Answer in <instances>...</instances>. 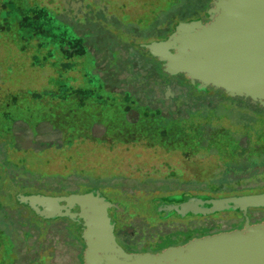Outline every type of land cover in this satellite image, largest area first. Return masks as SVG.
I'll return each instance as SVG.
<instances>
[{
    "label": "rangeland",
    "instance_id": "1",
    "mask_svg": "<svg viewBox=\"0 0 264 264\" xmlns=\"http://www.w3.org/2000/svg\"><path fill=\"white\" fill-rule=\"evenodd\" d=\"M195 1L0 0V147L7 144V156L11 151L14 161L0 160L1 167L7 166L4 176L19 174L28 183L39 180L45 187L59 191L47 195H69L63 194L67 187L79 190L77 194L100 190L113 205L118 204L114 212L121 218L117 236L128 241L125 245L129 247H160L195 232L215 234L243 227V218L235 211L179 215L165 206L168 215L162 217L159 206L224 185L228 189L224 191L264 190V174L238 176L248 162L250 148L213 147L212 134L208 139L177 137L179 130L199 119L189 122L182 117L166 118L159 109L133 106L130 93L121 97L105 95L88 65L82 79L75 77L80 56L71 60L84 44L76 33L91 28L85 17L104 13L139 26L157 18L162 10L168 18L175 15V20L190 15L193 18L197 14L191 12ZM159 24V32L169 25ZM16 31L20 43L12 34ZM31 35L38 40L31 50L32 57L25 55ZM44 48L46 53H41ZM47 58H56L58 64L55 61L53 66L58 77L53 78L45 65ZM63 58L68 63L62 62ZM65 74L70 77L65 78ZM118 99L124 105V122L110 128L106 119V125L94 126L88 104L105 109ZM198 103L201 107L205 101L199 99ZM222 104L221 111L231 107ZM250 111L262 120L257 108ZM144 117L152 119L144 122ZM136 119L146 125L145 130L124 128L122 123L127 125V120ZM96 178L109 185L93 187ZM4 184L0 183V209L4 202L8 210H0V264H80L84 244L78 240L80 225L75 218L41 216L71 207L69 203L50 205L35 200L31 207H25L14 198V192L20 191L12 188V181ZM203 207L198 208L199 213ZM31 209L40 215H30ZM260 215L264 216V211L253 220H259Z\"/></svg>",
    "mask_w": 264,
    "mask_h": 264
},
{
    "label": "water",
    "instance_id": "2",
    "mask_svg": "<svg viewBox=\"0 0 264 264\" xmlns=\"http://www.w3.org/2000/svg\"><path fill=\"white\" fill-rule=\"evenodd\" d=\"M209 17L212 19L207 23H177L166 39L154 42L152 54L165 61L167 73H185L200 82L201 90L212 85L264 107V0H217ZM40 199L46 201L42 204L68 202L71 206L43 213L42 217L80 215L85 226L81 233L86 245L85 264H264V222L252 224L248 215L249 208L264 207V191L226 196L188 194L177 202L160 205L162 217L168 215L165 206L183 215L189 211L198 213L202 206L196 200L205 199L211 206H204L201 213L242 211L246 224L244 228L193 238L157 253L123 249L115 236V223L107 217L106 208L113 204L100 190L41 194ZM90 204L95 208L94 215L89 212ZM76 208L78 212L71 211ZM101 209L106 214L105 224Z\"/></svg>",
    "mask_w": 264,
    "mask_h": 264
},
{
    "label": "trees",
    "instance_id": "3",
    "mask_svg": "<svg viewBox=\"0 0 264 264\" xmlns=\"http://www.w3.org/2000/svg\"><path fill=\"white\" fill-rule=\"evenodd\" d=\"M162 11L157 18L139 26L135 25L134 21L124 23L119 18L108 17L104 13L98 14L95 18L85 17L84 21L89 22L91 28L84 32L81 31V33H76L78 37L83 39L84 44L82 51L74 53L71 58L72 60L76 56H80V58H78V60L80 59L79 63H77L79 70L77 72L75 71V77L82 79V77H84V73H82V71L88 65L90 74L99 79L101 82L102 87L99 90L105 95L111 94L116 97H121L127 92L134 91L139 92L141 96L162 97L165 96L166 93H169V95H171V93H175L176 89L171 83L170 76L164 72L162 63L156 58V55L151 52V49L154 47L153 40L157 38L156 32L158 22H167L168 20H175L176 18L175 15L168 18ZM140 21H143V19ZM117 25H119V27ZM114 28H117V30H114ZM120 31H123V33ZM12 34L15 41L20 43L21 40L18 32L16 31ZM37 44V38L35 35H31L30 41L28 42V46L30 48L25 51V55H30L32 57L33 52L31 50H33ZM16 47L18 48V45H16ZM45 50V48L44 50L42 49L41 53ZM56 53L58 58L60 57L62 51L60 50V52L57 51ZM55 61L56 64H58L56 58H47L45 61V65L49 67L53 78L59 76V72H57L53 66ZM58 62L60 65L61 61L59 60ZM62 62L68 63V60L65 61L63 58ZM69 63H71V61H69ZM64 77H70V74H65ZM132 94L134 95L135 93ZM231 97L235 100V107L226 108L225 111L220 110L217 122L211 121L210 123L204 125L198 122H192L190 126L179 130L176 133V136L184 138L191 136L194 139H208V136L212 134V138L214 139L212 146L217 148L219 147L220 149L222 147L235 148L240 146L244 150L245 148L253 145L259 139H263L264 141V107L258 102L251 101V99L238 98L233 95H231ZM91 104L92 103L88 104L87 111H90L88 116L92 119L94 124H102L104 126L108 123V126L112 128L111 125L117 124L118 122L121 123L122 121L124 122V105L120 99L109 104L105 109ZM16 107H19V105L16 104ZM253 108L258 109L259 112L257 113L263 117L262 120H258L254 115L250 114V110H253ZM19 119L17 117L16 120ZM106 119H108V121H106ZM188 121L190 122L191 120L188 119ZM224 122H226L228 126H226ZM126 127L129 128L128 125ZM262 129L263 133L259 134V131ZM151 132L149 133L150 135H152ZM26 139L30 140L27 136ZM7 148V144H3V147H0V155H4V157H0V160L3 162L9 161L14 163L11 157L12 152L10 150L9 157L7 156ZM253 165L254 167L250 168L251 172L255 173L256 170L261 172L264 171V161ZM5 170H7V166L1 167L0 164V183H2V186L5 187V181H8L9 183L12 181V188L17 187L19 189L20 192H14L15 194L13 195L20 203L19 205L31 207L30 203H33L35 200L40 203H46V201L38 199L41 194H59L57 189L54 190V188L45 187L39 180L34 179L35 181L28 183V180L20 178L19 174L14 173L10 176L7 173V175L4 176L3 173H5ZM261 175L263 174H260L259 176ZM23 179L26 180V182ZM94 180L95 185H93V187L95 188L108 184L106 183V180L102 178H96ZM17 182L18 185L16 184ZM227 182L231 181H225L223 183L226 184ZM225 186L226 185H224V187L211 188L210 191L205 194L225 196L239 193H258V191H250L251 189L239 190L237 192L224 191L228 190ZM67 188V192H63V194L77 193L79 191L69 187ZM196 201L201 202V206L203 205L208 208L211 206V203L205 199H198ZM3 204L4 205L1 206L3 209L0 210L7 211V205L4 202ZM31 210H29L30 215H40L39 213H35L33 210L31 212ZM216 211L219 210H215L212 213ZM189 213L193 214L191 211H189L188 214ZM212 213L198 212L196 215H209ZM74 222L77 223L76 221ZM77 225H80V223H77ZM80 230L82 231L81 227H79V231ZM79 231L77 233L78 240L79 242H82L80 235L81 232L79 234ZM207 234L210 233L204 232L197 235L204 236ZM194 237L195 235L190 236L191 239Z\"/></svg>",
    "mask_w": 264,
    "mask_h": 264
},
{
    "label": "flooded vegetation",
    "instance_id": "4",
    "mask_svg": "<svg viewBox=\"0 0 264 264\" xmlns=\"http://www.w3.org/2000/svg\"><path fill=\"white\" fill-rule=\"evenodd\" d=\"M216 1L217 0H197V1H195L192 5L191 12L194 11V13L197 12V14L195 16H192L193 18H190L191 17V15H190L187 19L184 17H180V20H178V19L177 20H168L167 22L160 21V22L169 24L163 32H159V25H160L159 23L160 22H158V28H157V32H156L157 38L154 39L153 41L155 42V41H160V40L166 39L169 36V34L174 31L175 25L179 22H189L193 19H197V20L201 21L202 23L209 22L212 19L209 17V12H210L211 8H215V2ZM156 58L162 63V68H163L164 72L167 73L164 69L165 68V61L161 60L158 56H156ZM167 74L171 78L172 85L175 86V89H176L175 93H171V95H169V93H166V95L162 96V97H157V96L147 97V96H141L139 92H134V91L133 92L132 91L127 92V93H130L131 99L134 102L133 106H144L145 105V106H150L154 110L159 109L161 114L166 118L167 117H171V118L172 117L173 118L182 117L183 119H186V120L187 119L194 120L195 118H197V119H199L198 122L202 125L208 124L211 121L212 122L218 121L217 117L219 115V111L221 110L220 106L224 105L222 103H225L226 104L225 106H231L230 108L235 107L234 98L231 96L229 97V95L223 89L216 88V87L211 85V86H208L207 88L201 90V89H199L200 82L197 80H193L190 76L186 75L185 73H179L176 75H171L169 73H167ZM189 88H190V90H189ZM191 88H192V90H191ZM132 93H135V94L133 95ZM238 98L250 99V98H244V97H238ZM199 99H203L205 101V103H203L201 105V107L198 103ZM197 105L199 107H197ZM153 118H157V116H154ZM151 119L152 118L144 117L143 121L148 122V121H151ZM97 125H99V124H97ZM123 125H124V128H127L126 126L128 125L129 126L128 129L130 131L132 130L134 132L138 131V130H145V126H146L144 123H141V121H139V119H136L135 121L127 120V125L126 124H123ZM94 126H96V124H94ZM260 133H263V129L259 131V134ZM248 148H250V150H251V152H250L251 155L247 156L248 162L245 165H243V168L240 169V172H238V174H239L238 176H241L240 174L251 175V176L252 175L258 176L260 174H264V171L261 172V171L256 170V172L253 173V172H251V169H250V168L254 167L253 164L261 163L264 161V141H263V139L257 140V142H255L253 145H251ZM246 149L247 148H245V150ZM262 191H264V190H262ZM262 191H260V192H262ZM117 208H118V206H114V205L107 207L106 208L107 217L111 218V221H113L115 223L114 231H115V236H116L118 243L123 247V249L125 251L130 252V253H142V252L157 253V252L162 251V250H164V249H166L172 245L178 246V245L186 244L188 241L191 240V238H190L191 235L196 236L197 234H201L199 232L198 233L195 232L194 234H189V236H187L183 239L174 240L171 243H168L165 246H160V247H154V248L129 247L128 245H125V244H127L126 242H128V241L124 242L117 236V231L119 230V224L121 221L120 216L117 214H114V212H116ZM88 209H89L90 214H92V215L95 214V208L91 204L88 206ZM171 211H174V210H171ZM263 211H264V207L249 208L248 209V215H249L250 222L252 224L264 222V216L263 215H260L259 220H255V221L253 220V217H256V215L260 214ZM74 212H78V208H76ZM238 214H240L241 217L243 218V227H241V228H244V226L246 224V217H245L246 215L242 211L238 212ZM100 215H101L102 220L104 221L103 224H105L106 214L102 211V209L100 211ZM75 221L77 223H80V227L83 231L85 226H84V222H83L82 218L80 217V215H76ZM102 229H106V228L104 227ZM82 231H81V233H82ZM207 235H210V234H207ZM197 236L203 237V235L202 236L197 235ZM204 236H206V235H204ZM82 243L84 244V246L86 248V245H85V242L83 239H82ZM84 246H82V247L85 251ZM84 251L81 255L82 262L80 264H85V260L83 257ZM4 262L5 261H2V263H4Z\"/></svg>",
    "mask_w": 264,
    "mask_h": 264
}]
</instances>
